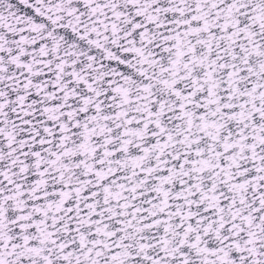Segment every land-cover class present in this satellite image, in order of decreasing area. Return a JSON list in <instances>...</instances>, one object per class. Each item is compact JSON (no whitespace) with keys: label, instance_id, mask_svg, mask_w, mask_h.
I'll list each match as a JSON object with an SVG mask.
<instances>
[{"label":"snow or ice","instance_id":"6c2138e0","mask_svg":"<svg viewBox=\"0 0 264 264\" xmlns=\"http://www.w3.org/2000/svg\"><path fill=\"white\" fill-rule=\"evenodd\" d=\"M0 264H264V0H0Z\"/></svg>","mask_w":264,"mask_h":264}]
</instances>
